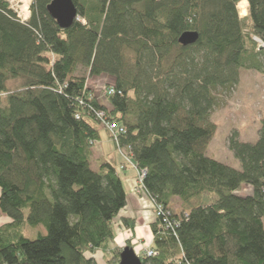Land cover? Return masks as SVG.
<instances>
[{
    "label": "trees",
    "instance_id": "1",
    "mask_svg": "<svg viewBox=\"0 0 264 264\" xmlns=\"http://www.w3.org/2000/svg\"><path fill=\"white\" fill-rule=\"evenodd\" d=\"M53 1L21 20L0 0V264H101L98 252L120 264L135 250L111 247L130 168L160 213L144 264H264V112L255 143L229 137L240 170L206 155L216 93L242 69L264 76V0H73L66 30ZM186 32L196 44L179 43ZM101 76L106 101L90 87ZM103 130L114 153L94 168Z\"/></svg>",
    "mask_w": 264,
    "mask_h": 264
},
{
    "label": "rangeland",
    "instance_id": "2",
    "mask_svg": "<svg viewBox=\"0 0 264 264\" xmlns=\"http://www.w3.org/2000/svg\"><path fill=\"white\" fill-rule=\"evenodd\" d=\"M33 0H30L28 3L22 1L10 0L12 8L17 12L18 16L24 18H30V8ZM240 15L241 9L248 8L245 3L240 6ZM29 14V15H28ZM242 16V15H241ZM245 17V16H242ZM240 84L234 87L231 91L228 90H219L216 93L218 97V105L211 114V119L215 123L217 130L212 137L210 144L206 149V155L210 158H214L222 163H226L233 168L241 169V165L238 159H236L229 149V137L234 133L238 132L240 140L242 142L255 143L258 139L259 129L261 128L260 120L263 117L264 112V76L256 71H241ZM107 76H101L97 78H92L90 81V87H93V90L96 92L101 100H105V97L102 96L104 91V86L110 84L109 78ZM13 84V85H12ZM12 87H15L16 83H12ZM102 140L96 144L94 147V158L96 159L97 155L95 154L97 149L102 148L104 152L114 153V145L109 143L107 140V133L103 130ZM98 145V146H97ZM124 151H122L123 153ZM122 155V154H121ZM123 157V156H122ZM92 166L98 167L96 165L95 159ZM124 158V157H123ZM125 159V158H124ZM132 169V168H130ZM128 170V169H127ZM133 170V169H132ZM123 171V170H122ZM126 172V171H125ZM135 172V171H134ZM124 173V172H121ZM136 173V172H135ZM137 175V173H136ZM137 183V180L135 184ZM137 187H134V192ZM141 195V191L139 192ZM200 201V200H199ZM202 203V201H200ZM150 206V205H149ZM177 208L175 211L181 212V208L176 205ZM155 212V211H154ZM8 217L0 211V225L7 222ZM264 223V219H263ZM27 238H36L40 234H47L45 226L38 228L27 229L24 232ZM142 240L135 239L136 247H139L137 254L141 257V254L145 251L144 249L148 246ZM141 242V243H140ZM134 245V247H135ZM104 254L103 252H101ZM102 256L104 259L102 260ZM147 257V256H146ZM99 263L101 264H110L107 261L106 255L99 254ZM98 262V261H97Z\"/></svg>",
    "mask_w": 264,
    "mask_h": 264
},
{
    "label": "crops",
    "instance_id": "3",
    "mask_svg": "<svg viewBox=\"0 0 264 264\" xmlns=\"http://www.w3.org/2000/svg\"><path fill=\"white\" fill-rule=\"evenodd\" d=\"M248 7V5H247ZM249 8V7H248ZM261 129V128H260ZM259 129V130H260ZM107 140L109 141V136L107 135ZM109 143H111L109 141ZM112 144V143H111ZM113 145V144H112ZM98 146V145H97ZM96 165L99 161L105 159V157L110 154L108 152H104L102 148H96ZM94 155V150H93ZM94 160L92 159V163ZM122 176L123 186H125L128 201L125 209L118 215L115 220V230L116 236L114 242L111 244V247H119L125 246L126 244L132 241L133 246L135 245V239L144 241L146 245H151L153 242V228L152 224L157 221V217H155V212L152 207L151 201L144 195H137L134 192L135 182L137 175L132 169H128L126 172L120 174ZM248 190V191H247ZM246 191L251 194V190L247 189ZM178 207L182 208V205L179 199H175L173 202L174 209ZM150 205V206H149ZM178 210L176 211V213ZM9 220H7L8 222ZM6 223V222H5ZM3 224V223H2ZM140 242V243H141ZM139 247H136L137 251ZM139 251H137L138 253ZM99 254L98 252L96 259L99 262ZM102 260L104 257L102 256Z\"/></svg>",
    "mask_w": 264,
    "mask_h": 264
},
{
    "label": "water",
    "instance_id": "4",
    "mask_svg": "<svg viewBox=\"0 0 264 264\" xmlns=\"http://www.w3.org/2000/svg\"><path fill=\"white\" fill-rule=\"evenodd\" d=\"M48 12L57 21L58 26L64 30L72 27L80 19L78 8L73 0H54L48 7ZM197 40L198 33L186 32L179 39V43L187 47L196 44ZM120 264H144V261L141 260L134 248L126 247L121 253Z\"/></svg>",
    "mask_w": 264,
    "mask_h": 264
},
{
    "label": "built area",
    "instance_id": "5",
    "mask_svg": "<svg viewBox=\"0 0 264 264\" xmlns=\"http://www.w3.org/2000/svg\"><path fill=\"white\" fill-rule=\"evenodd\" d=\"M18 17H20V16H18ZM21 19H22V17H20ZM24 20H27L26 18H24ZM258 42L260 43V45H261V47L262 46H264V43L263 42H261L260 40H258ZM103 93L106 95V93L108 94V95H113V93H115V89H113V88H111V89H105L104 88V91H103ZM108 127H109V130L111 131V132H113V134H122L123 133V129H120L119 128V126L116 124V123H114V124H108ZM121 152V154H122V156L125 158L124 160L126 161V163H128V164H130V165H132V166H135V164H133V162L129 159V157H125L124 156V152L122 153V151H120ZM139 174V180L138 181H140V182H143V177H144V172H139L138 173ZM138 189V188H137ZM139 190V189H138ZM152 206H154V205H152ZM154 208H155V211H156V213L158 214L157 216H159L160 215V213H159V211H158V209L156 208V206H154ZM145 251L141 254V257L144 255V256H147V257H152V256H156L158 253L155 251V250H153V249H151V247H150V245L149 246H147L145 249H144ZM179 264H182V262L181 261H177Z\"/></svg>",
    "mask_w": 264,
    "mask_h": 264
},
{
    "label": "bare ground",
    "instance_id": "6",
    "mask_svg": "<svg viewBox=\"0 0 264 264\" xmlns=\"http://www.w3.org/2000/svg\"><path fill=\"white\" fill-rule=\"evenodd\" d=\"M14 1H19V2L24 1V2L28 3L30 0H14ZM28 15H29V14H28ZM241 15H242V16H247V15H248V10H247L246 8H242V9H241Z\"/></svg>",
    "mask_w": 264,
    "mask_h": 264
}]
</instances>
